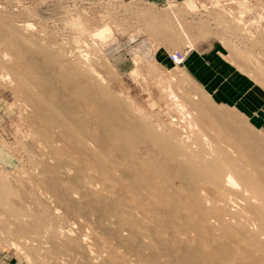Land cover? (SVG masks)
Wrapping results in <instances>:
<instances>
[{"label":"rangeland","instance_id":"1","mask_svg":"<svg viewBox=\"0 0 264 264\" xmlns=\"http://www.w3.org/2000/svg\"><path fill=\"white\" fill-rule=\"evenodd\" d=\"M103 26L108 31L95 35ZM141 39L147 44L139 49ZM18 41L31 49L33 42L45 46L58 61L47 63L43 51L25 50ZM174 50L184 53L180 65L169 57ZM26 63L46 85H57L59 72L69 66L93 80L96 70L114 96L113 107L137 129L158 118L172 120L182 133L218 135V121L200 108L204 101L228 112V124L234 114L264 137V0H169L158 5L147 0H0V264H108L76 243L106 240L125 251L127 242L139 245L112 221L94 220L89 211H101L96 203L83 200L86 210L76 209L75 215L45 190L46 164L53 160L46 155L28 97L41 104L46 98L34 86L36 77ZM243 99L255 105L251 112L239 106ZM79 106L81 114L89 113L88 103ZM88 124L95 128L92 114ZM55 168L69 172L66 165ZM83 190L70 197L81 201Z\"/></svg>","mask_w":264,"mask_h":264},{"label":"bare ground","instance_id":"2","mask_svg":"<svg viewBox=\"0 0 264 264\" xmlns=\"http://www.w3.org/2000/svg\"><path fill=\"white\" fill-rule=\"evenodd\" d=\"M107 31L103 26L95 35ZM17 43L25 50L43 51L47 63L58 61L37 42L32 49L25 41ZM25 66L46 98L41 104L28 97L46 155L53 160L44 170L45 190L75 215L76 209L86 210L83 200L96 203L101 211H89L94 220L112 221L120 234L139 241L136 248L127 242L126 251L106 240L103 244L86 239L77 247L93 250L108 264H264V137L234 114L228 124V112L204 101L200 108L210 110L218 121V135L182 133L172 120L158 118L155 124L144 121L139 130L118 114L114 96L101 85L104 78L96 70L94 80L76 66L60 71L57 101V85L44 84L31 65ZM95 79L99 88L93 86ZM80 101L89 104L88 114H81ZM91 114L95 128H88ZM64 165L69 172L55 168ZM82 188V200H73L70 196Z\"/></svg>","mask_w":264,"mask_h":264},{"label":"crops","instance_id":"3","mask_svg":"<svg viewBox=\"0 0 264 264\" xmlns=\"http://www.w3.org/2000/svg\"><path fill=\"white\" fill-rule=\"evenodd\" d=\"M147 1H148L149 3H152V4H155V5H158V4H160V3H165V2H167V1H169V0H147ZM172 1H183V0H172ZM143 42H145V44H147L146 41H143V40L141 39V40L139 41V43H138V47H139V49H142V47H143ZM254 99H255V98H252V99L249 101V103H254V102H253V101H255ZM243 101H246V99L241 100L239 106H243V107H245V108H243V109H244V111H245L246 113H248V111L251 112V111L254 109V106H255V105H253V104H250V105H249L248 101H247V103L245 104ZM245 105H246V106H245Z\"/></svg>","mask_w":264,"mask_h":264},{"label":"built area","instance_id":"4","mask_svg":"<svg viewBox=\"0 0 264 264\" xmlns=\"http://www.w3.org/2000/svg\"><path fill=\"white\" fill-rule=\"evenodd\" d=\"M169 57L172 60V62H174L176 65L182 64L185 58L184 53L179 50L171 51L169 53Z\"/></svg>","mask_w":264,"mask_h":264}]
</instances>
